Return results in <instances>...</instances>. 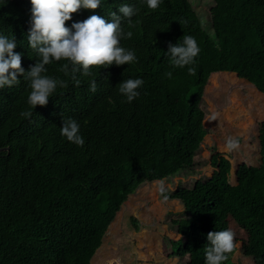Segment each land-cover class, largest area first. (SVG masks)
Wrapping results in <instances>:
<instances>
[{"label":"trees","instance_id":"16d2710c","mask_svg":"<svg viewBox=\"0 0 264 264\" xmlns=\"http://www.w3.org/2000/svg\"><path fill=\"white\" fill-rule=\"evenodd\" d=\"M202 1L208 2L206 9ZM123 5L140 9L132 17L133 23L140 21L135 27L122 20L133 36L121 46L134 50L137 62L93 67L94 76H81L77 87L59 71L65 61H54L47 74L65 79L68 87H58L46 106L35 109L27 103L31 89L22 76L0 89V148L8 147L0 150V264H91L130 194L177 174L195 177L206 165L213 168L209 176L166 192L168 200L182 205L171 220L179 237L166 239L168 257L205 264L207 233L228 229L231 218L247 233L254 263L264 264V121L257 130L258 162L239 163L233 182L229 159L213 152L196 157L208 130L199 103L212 73L233 72L264 95V0H162L156 10L144 0H101L96 10L72 14L66 26L93 14L110 19ZM30 9L31 0H0V35L14 37L25 72L40 59L27 41ZM185 34L194 36L201 50L191 65L195 75L187 67H171L166 53L168 43ZM129 78L144 80L131 103L118 91ZM248 87L250 97L259 98L253 103L264 104ZM25 110L32 111L30 118L21 117ZM68 118L80 124L83 147L61 135ZM130 220L138 230V219Z\"/></svg>","mask_w":264,"mask_h":264},{"label":"clouds","instance_id":"9594fccd","mask_svg":"<svg viewBox=\"0 0 264 264\" xmlns=\"http://www.w3.org/2000/svg\"><path fill=\"white\" fill-rule=\"evenodd\" d=\"M144 2L149 9L156 10L162 0ZM100 5L101 0H31L27 41L40 59L25 72L22 67V53L14 51L17 47L14 37L10 39L0 35V89L18 84V76H22L29 81L31 89L27 103L35 109L38 105L46 106L58 87H68L65 79L47 74L46 66L54 61H65L59 71L70 76L77 87L81 84V76H94L91 71L93 67L108 68L112 65L122 66L137 62L135 51L121 46V40L133 36L132 31L124 30L122 20H127L128 28L135 27L140 21L133 23L132 17L139 13V7L123 5L118 9L119 14L111 13L110 19L93 14L83 21L73 22L71 27L66 26V22L72 19V14L80 9L96 10ZM200 51L196 38L185 34L176 44L169 42L166 53L171 67H187L188 74L195 75L196 68L191 65L196 63ZM167 76L171 79L172 72H168ZM143 85V79L129 78L118 84V91L131 103L140 95L138 89ZM96 88L95 79H91L90 90L95 92ZM20 115L30 118L32 111L25 110ZM217 116L218 113H213L211 119L216 120ZM61 135L79 147H83L85 143L80 134V124L75 119L62 120ZM225 147L228 151L238 150L240 140L230 135L226 139ZM157 186L158 192L167 201L169 196L166 194L165 182L157 181ZM235 235L231 228L208 232L205 264H225L236 249Z\"/></svg>","mask_w":264,"mask_h":264},{"label":"rangeland","instance_id":"374dc122","mask_svg":"<svg viewBox=\"0 0 264 264\" xmlns=\"http://www.w3.org/2000/svg\"><path fill=\"white\" fill-rule=\"evenodd\" d=\"M207 3L202 1L201 8L206 9ZM202 21L203 25H207L204 18ZM226 72V74L214 73L203 89L199 109L203 112V124L211 126L210 133L203 138L202 149L196 157L199 160L209 158L214 152L218 156L229 159L232 165L230 177L233 182L232 175L239 163L254 165L258 162V137L247 138L246 144L243 131H249L250 127L254 132L264 121V104L253 103V101H259V98L250 97L247 82L238 78L233 72ZM223 76H225V84H223ZM233 78H237L236 82L232 84L233 86L231 84L228 86L227 81ZM220 80L222 83H219ZM222 98H225V103L222 102ZM224 109L225 112H223ZM213 113H218L216 120L211 119ZM222 116L223 119L225 117L223 128L221 126ZM216 127L219 135L215 136ZM238 134L239 136H236ZM230 135L242 141L244 144H240V147H244L234 151L226 150V139ZM212 169L211 166L206 165L195 177H183L177 174L170 180L164 179L166 190H173L179 182L189 187L194 178L200 175L209 176ZM157 187V181L147 182L127 197L109 224L102 244L91 258V264H179L176 257H168L171 246L166 239L175 240L179 237L176 228L171 225V220L179 217L182 205L177 200L165 201ZM131 216L138 219L139 229L136 231L130 220ZM228 223L229 228L233 229L236 234V249L230 255L229 260L234 264H255L248 251L247 233L233 219L228 218Z\"/></svg>","mask_w":264,"mask_h":264},{"label":"crops","instance_id":"0c3cea01","mask_svg":"<svg viewBox=\"0 0 264 264\" xmlns=\"http://www.w3.org/2000/svg\"><path fill=\"white\" fill-rule=\"evenodd\" d=\"M214 73H222V74H226L227 72L223 71V72H214ZM214 73H212L211 76H212ZM229 73H232V72H229ZM235 75H236V74H235ZM211 76H210V78H211ZM210 78H209V80H210ZM222 78H223V84H225V81H224V80H225V76H223ZM244 81L247 82L245 79H244ZM219 83H222V80H220ZM247 84H248V86H250V83L247 82ZM252 86H253V85H252ZM252 86H251V87H252ZM253 87H254V86H253ZM254 88H255V87H254ZM255 91L258 92L261 96L264 97V95H263L262 93H260L256 88H255ZM223 97H224V96H223ZM222 102L225 103V98H224V99L222 98ZM223 112H225V109H224ZM223 114H224V113H223ZM216 124L219 125L218 122H216ZM223 125H225V117H224V119H223V116H222V121H221V126H222V128H223ZM205 126H206L207 129H208V130H207V133L205 134V136H206L208 133H210V132H209V131H210L209 128H210L211 125L208 124V125H205ZM216 129H217V127L215 128V133H214L215 136H216L217 134L219 135V132H218ZM248 129H249V131H243L244 140L246 141V144H247V140H248V139H252V138L255 139V138L257 137V130H258V127L256 128V130H255L254 132L252 131V129H250V127H249ZM211 133H213V132H211ZM240 133L242 134V132H240ZM240 133H239V134H240ZM239 134L236 135V136H239ZM205 136H204V137H205ZM247 138H248V139H247ZM240 144L243 145L244 143L241 141ZM243 147H244V146H243ZM243 147H240L239 149H241V148H243ZM213 153H214V152H213ZM244 163H245V162H244ZM246 164H247V163H246ZM255 164H256V163H255ZM255 164H254V165H255ZM231 167H232V165H231Z\"/></svg>","mask_w":264,"mask_h":264},{"label":"water","instance_id":"95a60500","mask_svg":"<svg viewBox=\"0 0 264 264\" xmlns=\"http://www.w3.org/2000/svg\"><path fill=\"white\" fill-rule=\"evenodd\" d=\"M8 147H2V148H0V150H3V149H7Z\"/></svg>","mask_w":264,"mask_h":264}]
</instances>
